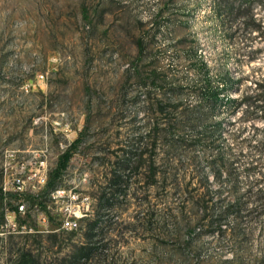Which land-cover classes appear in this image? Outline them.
<instances>
[{"label":"rangeland","instance_id":"obj_1","mask_svg":"<svg viewBox=\"0 0 264 264\" xmlns=\"http://www.w3.org/2000/svg\"><path fill=\"white\" fill-rule=\"evenodd\" d=\"M253 24L264 25V0H0V184L19 178L38 194L37 161L47 172L81 132L57 192L38 204L19 195L31 231L0 237V264L75 254L63 264H264L258 111L204 109L219 132L184 150L150 132L182 115L175 98L194 99V57L210 75L228 72L230 98L264 88V29ZM80 200L75 229L60 227ZM218 215L220 228L206 218Z\"/></svg>","mask_w":264,"mask_h":264},{"label":"trees","instance_id":"obj_2","mask_svg":"<svg viewBox=\"0 0 264 264\" xmlns=\"http://www.w3.org/2000/svg\"><path fill=\"white\" fill-rule=\"evenodd\" d=\"M218 6V4H217ZM253 29L258 30L259 28L264 29V25L259 26V24H253L251 26ZM136 48V58L141 54V44L140 40H135ZM191 70L194 75L193 82L190 84L189 91L192 92L194 99L188 104V106H183L182 102L175 98L174 102L171 104L173 112L181 113V116H174L172 118L154 119L151 123L150 132L154 134L153 143L156 142V139H159L158 143L160 145H168L173 150H184L190 146H193L201 141L206 140L213 141V131L217 132L220 129V124L216 123L214 130H208L204 127L205 115L202 112L204 109H214L221 104L232 105V109L242 106L246 111L254 110L258 111L259 117H261L262 123H264V88L260 84H256L260 89L257 94H245L239 99L230 98L228 96L227 89L232 86L233 80L227 71H223L218 75H210L206 63L194 57L191 61ZM175 88H183V85H175ZM181 90V89H180ZM158 113H163L167 107L165 102H157ZM185 131V132H183ZM81 132L79 131L74 139H72L65 147L56 155L54 165L47 171L45 182L41 190L36 195L21 194L23 200L29 202L30 204L39 203L38 197L48 194L51 190L56 188V182L64 171L69 158L72 153L76 150L78 143L80 142ZM162 139V140H161ZM164 141L166 143L164 144ZM215 159L219 160L221 164L222 157L218 153L215 156ZM151 176H154V171H151ZM215 176L219 175V171L216 170L214 173ZM203 182H206V178L203 177ZM20 196L16 194L3 195L0 192V204H8V200L12 199L16 202ZM237 204V202H236ZM43 207V206H42ZM9 209H16L14 204L9 205ZM198 212L202 213V219L206 206L199 205L197 208ZM1 216V213H0ZM221 215L214 217L210 216L208 218V223L211 224L212 221L217 222V228H220L219 222L221 220ZM94 222H91L87 227L89 231L94 227ZM86 247H83L80 251H83V254H86ZM80 254V252H78ZM69 258V257H68ZM77 260L76 254L70 256V259H63L61 262L70 263V261ZM20 264H37L32 261H22Z\"/></svg>","mask_w":264,"mask_h":264},{"label":"built area","instance_id":"obj_3","mask_svg":"<svg viewBox=\"0 0 264 264\" xmlns=\"http://www.w3.org/2000/svg\"><path fill=\"white\" fill-rule=\"evenodd\" d=\"M35 172L37 173V176L35 178L36 183L38 184L37 187L39 188V190H41L45 182L47 173L43 170L42 160L37 161ZM22 183V180H20L19 178H11L9 183L4 180L0 184V192L5 196L8 194H16L19 196L20 194H22ZM53 192L56 193L57 189L54 188L49 193L51 194ZM77 199L78 197L75 196V200ZM79 204L80 208L76 206V211L72 212L70 214L71 216L67 214L64 218L60 220V227L68 230L75 229L77 219L84 215V212H82L81 208L82 200H80ZM14 206L16 209L3 208V210H1L0 212V237L28 233L29 231H31L30 228L22 220H19V215H22L24 213L23 204L20 198L17 199L16 202H14Z\"/></svg>","mask_w":264,"mask_h":264}]
</instances>
